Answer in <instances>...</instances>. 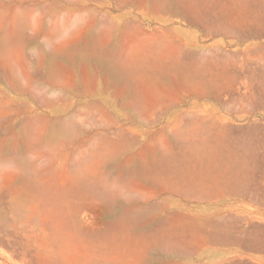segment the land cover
I'll use <instances>...</instances> for the list:
<instances>
[{
    "label": "rangeland",
    "instance_id": "rangeland-1",
    "mask_svg": "<svg viewBox=\"0 0 264 264\" xmlns=\"http://www.w3.org/2000/svg\"><path fill=\"white\" fill-rule=\"evenodd\" d=\"M186 1L0 0V145L10 147L17 145L27 149H19V152L14 156L21 158L24 166L29 168L25 172L28 171L30 175H33L32 169L35 168L44 176L43 186L49 195H54L57 191L62 190L63 184L70 187L74 183L77 188L79 179L82 180V185L85 184L82 187L85 190L81 191L84 193L82 196H86L84 197L86 203L81 217L86 231L82 234L83 238L79 235L77 241L72 239L75 247L74 254L69 256L67 262L61 261L59 264L87 262L90 255L97 252L104 253L106 250H104V246H108L110 251L116 246L118 248L115 241L119 242L117 244L123 242L125 246L124 248L122 245L119 246L120 250H125L122 251V255L120 250H114L117 252L116 254L112 251L115 255H132L126 253V249L133 251V243L134 246L137 247L138 244L140 249H144L145 254L138 249L140 253L137 256L132 255L130 258H139L138 261L135 260L137 264H141V262L142 264H248L247 262L249 264H264V162H262L264 161V116L252 110V107L246 103L247 99H244V96L249 98L251 95L263 98L264 22L253 21L248 24L244 30L245 34L240 35L241 38L240 36L232 38L226 33L205 35L200 26L188 22L186 19L190 15L188 12L194 11L191 14L194 17L198 12L203 13L204 11L207 14L210 13L207 15L208 19L212 17L213 21L221 22L223 20L226 23L231 18L228 13L230 12L231 16L233 14L231 10H228L234 5L235 0H232L233 3L231 0H204L205 2L201 0L204 2H201L202 4H200V0L199 3L195 0H188L191 3ZM261 1L264 2V0H250V3L247 0L250 7H256ZM185 2L190 4L189 7L183 8L184 5L186 6ZM193 3L195 6L198 5L197 8L192 6ZM240 3L242 4V2ZM216 5L218 8L215 7ZM192 7L196 10H193ZM188 8L190 9L187 12ZM208 9L213 10L208 12ZM217 11H219L218 14ZM176 12L177 15H175ZM212 14L219 18L216 19ZM191 15L189 17H192ZM207 16L206 21L208 20ZM22 23L23 25H21ZM257 24L259 25L257 26ZM21 31L23 32L21 33ZM246 36L248 37L246 38ZM89 49H91V53ZM83 51L85 52L83 53ZM72 52L74 53L72 54ZM81 54L85 57H81ZM105 55L116 62L125 61L127 57L131 58L130 60L139 61L141 66L143 64L141 69L145 68L144 65L146 66L144 70L139 71V69L135 73L136 76H131L134 79L129 77L132 79H130L132 86L137 84V87L135 85L133 89L137 93L133 95L136 100H139L138 102L134 100L133 95L132 98L129 96L133 90L126 92L122 85V82H124V86L131 82L125 83L127 77L117 76L112 73L113 71H110L107 61L103 58H106ZM194 59L196 63L193 62ZM196 59L202 60L197 62ZM181 62L184 64H182V68H180ZM185 62L189 63L185 65ZM192 62L196 64V67ZM200 62L204 64L201 66ZM225 63L227 64L225 65ZM105 64L108 66L106 67ZM172 64L173 66H171ZM154 66L156 67L153 68ZM184 66L187 68L183 69ZM193 66L195 68L192 69ZM190 69H192L191 72ZM90 73L95 77V81H92L93 76ZM229 77L231 78L229 79ZM119 84L122 86H118ZM119 87L123 88L122 91L119 89L121 94L115 96L118 90L116 88ZM54 89L56 91L51 92ZM87 89L89 92L86 93ZM215 90L218 92L216 93ZM125 96L129 100L131 99L130 101L136 102L125 104V100H128ZM233 98L237 100L234 101ZM134 103H137L138 106ZM100 108L102 111L99 110ZM211 115L221 119L220 124H218L219 122L212 124L213 126L217 125L214 129L216 131L224 126V131H220V134L211 130L213 126L210 123L214 120V118L211 119ZM208 118L209 122H204ZM194 121H198V125H195ZM203 124L205 125L203 126ZM252 124L254 125L252 126ZM257 124L258 126L261 124L263 130L260 127L258 129ZM255 126L257 127L255 128ZM256 129L260 130V134ZM198 130L199 132H195ZM253 133L256 135L252 137ZM194 144L218 147L221 145L220 148H217L219 154L222 153L220 155L222 158H219L222 161L217 160L224 165L221 166L219 163L217 165L221 166L220 171L226 168L225 172L228 174L227 176L224 172L226 178L222 177L224 176L221 174L223 171L219 172V169L218 171L215 169L217 166L211 165L214 168L206 170L205 178L202 175L201 180L204 178L205 183L201 182V177L197 179L196 176L191 177L193 180L190 187L193 185L194 190L196 183L193 184V182L202 183L203 188L200 187L201 185L198 186L203 190L195 189L193 191L189 187L190 190H187L186 194L192 191V193L197 192L198 195L203 194L201 197L192 193L188 195L189 197L186 194L184 196L169 192L156 195L157 184L150 182L148 178L145 181V177H141L135 172L140 163L151 162L154 156L159 157L170 146L175 152L178 151L176 149L178 145ZM246 146L252 151L253 156L246 152ZM150 151L156 154L154 155ZM36 153H40V156L36 157ZM240 153L245 156L240 158L245 160L242 163L239 160ZM259 155L261 156L259 157ZM131 156H134V159H131ZM235 158L240 161L241 166L243 163L248 164L239 168L240 165L237 164L238 161L236 162ZM129 159H131L129 162L131 164L128 163ZM217 160L215 161L218 162ZM21 168L14 164L4 167L5 170L13 172V177L18 172L20 174L18 179H21L22 174H25ZM236 168L237 172H235ZM230 170L231 172H229ZM126 171H129V174ZM207 171H210L209 175L216 174L218 179L216 177L207 178L209 176ZM12 175L2 180L5 185L3 193L6 195L5 203H3L4 208L10 207V199L14 198L16 191L20 196H24L28 192L21 188L20 182L12 180ZM75 186L74 190H76ZM25 197L27 196L25 195ZM166 198L167 201H165ZM169 198L173 200L170 201ZM72 200L74 199L72 198ZM167 202L169 203L168 207L165 206ZM151 205H155V208ZM160 205L166 207L165 210H163L164 208L157 210ZM26 209L27 207L24 206L20 214H25ZM139 209L141 211L149 209L147 211L150 215L145 212V216L144 214V217L141 216L142 219L135 220L132 218L133 215H136L135 213H144V211L141 213ZM153 209H156V213ZM129 211H134V213ZM174 211H177L179 215ZM179 211L182 212V216ZM129 215H131V219L127 217ZM126 217L130 219V221L127 220L128 223L125 221ZM216 218L219 219L214 222ZM132 219L134 220L132 221ZM163 219L165 222H167L165 219H168L169 225H166L167 223L163 222ZM36 221L40 223L39 218H36ZM45 222L53 225V217L48 218ZM129 222H132L131 227ZM211 222L212 225H209ZM155 223L161 226H155ZM229 223L230 225H228ZM108 226H112L113 229ZM215 226L216 228H214ZM45 227L47 228V224ZM221 227L222 230H219ZM150 228L153 230L150 231ZM166 228L167 232L164 231ZM170 229L173 231L171 232ZM96 231H98L97 233L104 231L107 236L106 241L101 238L104 236L100 235L101 237H99ZM86 232H88L87 234L93 232V235L101 238L97 244L103 245V250L101 248L100 251V247L95 246L98 241L97 237L90 236L91 239L96 240L97 238L96 242L88 241L91 239L89 235L85 236ZM164 236H166V240L169 237L167 241L164 240L166 243L163 241ZM139 237L150 240L146 242L144 238L139 239ZM112 238H114V242L111 240ZM161 238L162 240H160ZM198 239L200 240L198 241ZM5 241V244L0 243V261L5 264H19L18 257L12 255L11 245L7 240ZM124 241L126 244L132 242L130 244L132 249L126 248L127 245ZM152 241L153 243L156 241L154 244L158 245L151 246ZM111 242L116 245L113 244L112 250L109 246V244L112 245ZM143 242L150 245H144ZM90 244H95L96 248L93 249L94 246L91 245V247ZM176 245H179V248ZM146 246L149 249H145ZM260 246L261 248H259ZM88 247L90 250H87ZM136 247L134 250L137 251L138 247ZM86 251H90V253H85ZM110 251L106 250V253L109 255ZM80 253L85 256L77 255ZM74 256L76 258H73Z\"/></svg>",
    "mask_w": 264,
    "mask_h": 264
},
{
    "label": "bare ground",
    "instance_id": "bare-ground-1",
    "mask_svg": "<svg viewBox=\"0 0 264 264\" xmlns=\"http://www.w3.org/2000/svg\"><path fill=\"white\" fill-rule=\"evenodd\" d=\"M118 1V0H117ZM123 1V0H122ZM191 1V0H190ZM190 1H186L187 3H189ZM195 1H198L197 3H199V0H195ZM194 1V2H195ZM204 1V0H203ZM203 1H201L200 0V4H202V3H204ZM232 1V0H231ZM237 0H235L234 1V5L232 6L231 4L233 3V1H232V3L230 4L232 7H231V9H229L228 11H232V16H231V13L229 14L228 13V15L231 17L229 20H228V17L226 18L227 20H228V22H224L223 20V22L221 21V19H220V21L221 22H218L217 20H214L213 21V19H212V17H211V19H208V14H210V13H208L207 14V12L205 13L203 10V8L205 7H203V8H201V9H203V10H198V11H203V13H205V14H203V13H201V12H196L197 14H195V16L193 17L191 14H192V12H194V11H191V13H189L190 11H189V9L190 8H188L187 9V12H188V14H190L192 17H189L190 15H188L187 16V20H188V22L190 23V24H192V25H197V26H200L201 27V29H202V32H203V34H205V35H210V34H220V33H226L227 34V36L229 35L230 37H232V38H236V37H239L240 35H242V33H244V30H245V28H246V26L248 25V24H250V23H252L253 21L254 22H257V23H259V22H261L262 23V21L264 22V2H260L256 7H250V0H249V2H247V0L246 1H238V2H236ZM251 1H253V0H251ZM256 1H258V0H256ZM129 2V1H128ZM155 2V1H154ZM153 2V3H154ZM185 2V3H186ZM202 2V3H201ZM209 2V1H208ZM236 2V3H235ZM240 2H242V4L240 3ZM123 3V2H122ZM157 3H158V1H157ZM182 3V2H181ZM186 3V6L184 5L183 6V8H187V7H189V5ZM191 3V2H190ZM196 3V2H195ZM207 3V2H206ZM215 3V2H214ZM240 5H239V4ZM253 3V2H252ZM257 3V2H256ZM169 4V3H168ZM171 4V3H170ZM208 4V3H207ZM229 5V6H230ZM254 6H255V4H253ZM141 6V5H140ZM154 6V5H153ZM193 7H196L197 8V6L198 5H194V3H193V5H192ZM214 6V5H213ZM252 6V5H251ZM180 7V6H179ZM192 7V8H193ZM200 7H202V6H200ZM211 7V6H210ZM215 7H217L218 8V5H216ZM214 7V8H215ZM220 7V6H219ZM224 7V6H223ZM227 7H228V5H227ZM147 8V7H146ZM191 8V9H192ZM213 8V9H214ZM225 8V7H224ZM230 8V7H229ZM164 12H165V6H164ZM212 9V10H213ZM152 10H155V9H152ZM170 10V9H169ZM193 10H196V9H194L193 8ZM209 11L208 12H210V10L211 9H208ZM211 10V11H212ZM223 10H225V9H223ZM178 11V10H177ZM180 11V10H179ZM220 12H221V10H219ZM219 11H217V14H218V12ZM226 11H227V9H226ZM166 13H167V11H166ZM183 13H185V12H183ZM212 13H214V12H212ZM19 14V13H18ZM175 15H177V12L175 13ZM182 15H185V14H182ZM194 15V14H193ZM221 15V14H220ZM206 16H207V19L208 20H210V21H206ZM212 16H215L216 17V19L217 18H219V17H217L216 15H214V14H212ZM20 17V16H19ZM183 17V16H182ZM184 18V17H183ZM210 18V17H209ZM220 18H222V17H220ZM222 19H224V18H222ZM226 20V21H227ZM167 21V20H166ZM19 22H21V21H19ZM167 22H169V21H167ZM24 23V22H23ZM23 23L21 24V25H23ZM254 25L256 24V23H253ZM252 24V26H254ZM259 24H257V26H258ZM264 25V24H263ZM18 26V25H17ZM260 26H261V24H260ZM20 28V27H19ZM262 28V27H261ZM249 29H250V31H251V28L249 27ZM255 29V28H254ZM20 30H21V28H20ZM19 30V31H20ZM157 30V29H156ZM17 31V30H16ZM248 31V30H247ZM264 31V30H263ZM18 32V31H17ZM23 31H21V33H22ZM33 32V31H32ZM37 32V31H36ZM169 33V32H168ZM175 33V32H174ZM255 33V32H254ZM19 34H20V32H19ZM18 34V35H19ZM245 34V33H244ZM243 34V35H244ZM21 35V34H20ZM247 35V34H246ZM256 36V35H255ZM21 37V36H20ZM248 36H246V38H247ZM13 38L15 39V36H13ZM17 38H19V37H17ZM240 38H241V36H240ZM232 40H234V39H232ZM184 46V45H183ZM182 46V47H183ZM262 47V46H261ZM92 48V47H91ZM181 48V47H180ZM210 48V47H209ZM259 48V47H258ZM252 49V48H251ZM260 49V48H259ZM262 49H264V48H262ZM90 50L91 49H89V52H90ZM93 50V49H92ZM188 50H189V47H188ZM196 50V49H195ZM216 51V50H215ZM251 51V50H250ZM82 52V51H81ZM80 52V53H81ZM85 51H83V53H84ZM100 50H99V55H100ZM74 52H72V54H73ZM91 53V52H90ZM104 53V52H103ZM230 53V52H229ZM229 53H228V55H229ZM253 53V52H252ZM86 54H87V52H86ZM89 54V53H88ZM95 54H96V52H95ZM155 54V53H154ZM187 54H188V52H187ZM231 54V53H230ZM98 54H97V56H99ZM227 55V56H228ZM101 56V55H100ZM103 56H104V54H103ZM106 56V55H105ZM161 56V55H160ZM81 57H85V56H82V54H81ZM113 57V56H112ZM122 57V56H121ZM162 57V56H161ZM194 57V56H193ZM193 57H192V59H193ZM198 57V56H197ZM201 57V56H200ZM200 57H198V58H200ZM225 57V56H224ZM233 57V56H232ZM100 58V57H99ZM104 58V60H106L107 61V63H108V65L107 64H105L106 65V67L108 66V67H110V71H113L112 73H114V74H116L117 76L119 75V76H125V77H127L126 79H127V81L125 82V83H128V82H131V80L132 79H134V77H131L132 75H135V73L139 70V71H141V70H144L145 68H146V66L144 65V69H141V67H143V64H142V66L140 65V63H139V61H136V60H130L128 57H127V59H128V61H126L125 59V61H119V62H116V61H114V59H111L110 57V59L108 58V56H106V58L105 57H103ZM102 58V59H103ZM115 58H117V57H115ZM223 58V57H222ZM229 58V57H228ZM191 59V60H192ZM204 59V58H203ZM207 59V58H206ZM219 59V58H218ZM101 60V59H100ZM99 60V61H100ZM191 60H190V62H191ZM197 60V59H196ZM202 60V59H201ZM201 60H197V62L198 61H201ZM211 60H213V59H211ZM227 60V59H226ZM94 61V60H93ZM160 61H161V59H160ZM182 61V60H181ZM186 61H187V59H186ZM206 61V60H205ZM214 61H216V60H214ZM222 61V60H221ZM178 62V61H177ZM193 62H195V59H194V61ZM192 62V64L195 66L196 64H194ZM203 62V61H202ZM210 62V61H209ZM226 62V61H225ZM227 62H228V60H227ZM252 62V61H251ZM260 62V61H259ZM158 63V62H157ZM170 63V62H169ZM186 63L187 62H185V65H186ZM189 63V62H188ZM187 63V64H188ZM196 63V62H195ZM212 63V62H211ZM210 63V64H211ZM221 63V62H220ZM101 64V63H100ZM162 64V63H161ZM176 64V63H175ZM183 63L181 62V67L180 68H182L183 67V65H182ZM191 64V63H190ZM192 64H191V66H192ZM200 64H201V62H200ZM204 64V63H203ZM203 64H201V66L203 65ZM227 63H225V65H226ZM252 64V63H251ZM96 65V64H95ZM94 65V66H95ZM156 65V64H155ZM162 65H164V64H162ZM177 65V64H176ZM175 65V66H176ZM219 65H221V64H219ZM225 65H223V66H225ZM253 65V64H252ZM104 66V65H103ZM161 66V65H160ZM171 66H173V64L171 65ZM180 66V65H179ZM179 66H178V68H179ZM189 65H187V67H188ZM192 67V69L193 68H195V67ZM200 66V67H201ZM223 66H220V67H222L223 68ZM244 66V65H243ZM261 66V65H260ZM260 66H259V68H260ZM100 67V66H99ZM105 67V66H104ZM103 67V68H104ZM150 67V66H149ZM156 66H154L153 68H155ZM158 67H159V65H158ZM157 67V68H158ZM163 67H165V66H163ZM177 67V66H176ZM185 68H183V69H186L187 67L186 66H184ZM212 67V66H211ZM213 67H215L214 65H213ZM102 68V69H103ZM156 68V69H157ZM160 68V67H159ZM161 68H162V66H161ZM167 68V67H166ZM165 68V69H166ZM175 68V67H174ZM179 68V69H180ZM189 68H190V66H189ZM188 68V69H189ZM199 68V67H198ZM198 68H196V69H198ZM204 68V67H203ZM243 68V67H242ZM26 69V68H25ZM93 69V68H92ZM92 69H91V71H92ZM149 69V68H148ZM179 69H177V70H179ZM187 69V70H188ZM192 69H190L189 71L191 72L192 71ZM195 69V70H196ZM253 69V68H252ZM262 69V68H261ZM264 69V68H263ZM103 70H105V68L103 69ZM102 70V71H103ZM155 70V69H154ZM186 70V71H187ZM203 70V69H202ZM215 70V69H214ZM230 70V69H229ZM228 70V71H229ZM90 71V72H91ZM109 71V70H108ZM151 71V70H150ZM188 71V72H189ZM200 71H201V69H200ZM199 71V72H200ZM208 71V70H207ZM220 71H222V69H220ZM231 71V70H230ZM256 71V70H255ZM164 72V71H163ZM202 72V71H201ZM242 72V71H241ZM259 72V71H258ZM93 73V72H92ZM104 73V75H105V72H103ZM107 73V72H106ZM196 73V72H195ZM223 73V72H222ZM221 73V74H222ZM229 74H230V72H228ZM247 73V72H246ZM94 75H95V73H93ZM108 74V73H107ZM208 74V73H207ZM206 74V75H207ZM213 74H215V73H213ZM220 74V75H221ZM225 74V73H224ZM244 74V73H243ZM90 75H91V73H90ZM90 75H89V77H90ZM111 75V74H110ZM197 75V73L195 74V76ZM199 75V74H198ZM209 75H210V73H209ZM219 75V76H220ZM240 76H241V74H239ZM239 75H237V76H239ZM264 75V74H263ZM30 76V75H29ZM91 76H93V75H91ZM114 76V75H113ZM116 76V77H117ZM136 76V75H135ZM173 76V75H172ZM201 76V75H200ZM199 76V77H200ZM105 77H106V75H105ZM105 77H103L104 79H105ZM129 77H131L130 79H129ZM206 77V76H205ZM205 77H203V78H205ZM248 77V76H247ZM92 78V77H91ZM107 78V77H106ZM216 78H218V77H216ZM231 77H229V79H230ZM237 78V77H236ZM241 78V77H240ZM250 78V77H249ZM26 79V78H25ZM95 79V77L93 76V79H92V81ZM108 79V78H107ZM114 79V78H113ZM202 79V78H201ZM221 79V78H220ZM232 79H233V77H232ZM231 79V80H232ZM256 79V78H255ZM262 79V78H261ZM116 80H117V78H116ZM125 80V79H124ZM129 80V81H128ZM135 80H137V79H135ZM215 80V79H214ZM230 80V81H231ZM254 80V79H253ZM95 81V80H94ZM101 81V80H100ZM99 81V82H100ZM106 81V80H105ZM220 81V80H219ZM218 81V82H219ZM229 81V80H228ZM255 81V80H254ZM91 82V81H90ZM116 82V81H115ZM117 82H118V80H117ZM207 82V81H206ZM33 83V82H32ZM94 83V82H93ZM101 83H102V81H101ZM107 83V85H108V81L106 82ZM105 83V84H106ZM123 83V84H122ZM122 83H120V84H122L123 85V87L125 88V90H126V92H130V90H133L135 87V85H136V87H137V84L135 83V81L133 82V84H134V86H132L131 84H132V82L131 83H128L126 86H124V82H122ZM215 83V82H214ZM222 83H223V81H222ZM249 83V82H248ZM91 84H92V82H91ZM116 84V83H115ZM115 84H114V86H115ZM118 85V86H122V85ZM217 84V83H216ZM219 84V83H218ZM26 85V84H25ZM106 85V86H107ZM111 85V84H110ZM220 85V84H219ZM224 85V84H223ZM225 85H226V83H225ZM229 85V84H228ZM227 85V87L229 88V86ZM237 85V84H236ZM262 85V84H261ZM101 86V85H100ZM106 86H105V88H106ZM109 86V85H108ZM113 86V87H114ZM214 86V85H213ZM222 86V85H221ZM238 86V85H237ZM241 86V85H240ZM112 87V86H111ZM210 87H212V86H210ZM220 87V86H219ZM256 87V86H255ZM49 88V87H48ZM85 88V90H86V87H84ZM101 88V87H100ZM213 88V87H212ZM237 88V87H236ZM244 88V87H243ZM257 88V87H256ZM112 89V88H111ZM116 89H118L117 91L116 90H113V91H116L117 92V95H116V93H115V96H119L118 94H121L120 92L122 91V89L123 88H121V87H119V88H116ZM119 89L121 90V91H119ZM209 89V88H208ZM224 89V88H223ZM227 89V88H226ZM238 89V88H237ZM240 89V88H239ZM246 89V88H245ZM252 89V88H251ZM22 90V89H21ZM46 90V89H45ZM75 90V89H74ZM89 89H87V91H85L86 93L87 92H89L88 91ZM103 90V89H102ZM106 90H107V88H106ZM124 90V91H125ZM136 90V89H135ZM210 90H211V88H210ZM214 90V89H213ZM243 90V89H242ZM54 91H56L55 89L54 90H52L51 92H54ZM118 91H119V93H118ZM134 91V90H133ZM131 91L130 93H131V95L129 94V96L132 98V95L134 94V93H137L136 91ZM216 91V90H215ZM230 91H231V88H230ZM1 92V91H0ZM50 92V93H51ZM106 92V91H105ZM108 92V91H107ZM125 92V93H126ZM198 92V91H197ZM218 91H216V93H217ZM242 92V91H241ZM260 92V91H259ZM111 93V92H110ZM220 94V93H219ZM258 94V93H257ZM111 95H112V93H111ZM135 95V94H134ZM134 95H133V97H134ZM244 95H246V94H244ZM42 96V95H41ZM110 96V95H109ZM128 96V95H127ZM128 96V97H129ZM219 96V95H218ZM229 96V95H228ZM227 96V97H228ZM239 96V95H238ZM262 96H263V98L262 97H260V96H258V97H256V96H254V95H251V97H249V98H246L245 96H244V99H247L245 102L246 103H248L249 104V106H251L252 107V110H254V111H257V112H259V115H261V116H264V93L262 94ZM110 97H113V96H110ZM126 97V96H125ZM124 97V98H125ZM128 97H126L127 99H128ZM129 97V98H130ZM230 97V96H229ZM237 97V96H236ZM136 97H134V100H136L135 99ZM138 98V97H137ZM235 98V97H234ZM233 98V99H234ZM241 99V98H240ZM116 100V99H115ZM125 100V99H124ZM129 100V99H128ZM128 100H125V104L126 103H129V102H131L132 103V101H128ZM237 99H234V101H236ZM242 100V99H241ZM96 101V100H95ZM137 102L139 101V100H136ZM136 101H133V102H136ZM240 101V100H239ZM238 101V102H239ZM47 102H48V100H47ZM113 102H114V100H113ZM244 102V101H243ZM42 103V102H41ZM130 103V104H131ZM233 103V102H232ZM236 103V102H235ZM129 104V105H130ZM133 104V103H132ZM237 104V103H236ZM248 104H245V105H248ZM92 106H93V104H91ZM94 105H97V104H95L94 103ZM134 105H136V106H138V104L136 103H134ZM227 105H229V104H227ZM232 105V104H231ZM237 105H239V104H237ZM87 106L89 107L90 106V103L89 104H87ZM100 106V105H99ZM97 107V106H96ZM103 107V106H102ZM229 107V106H228ZM94 108H95V106H94ZM104 108V107H103ZM231 108V107H230ZM207 109V108H206ZM209 109V108H208ZM237 109V108H236ZM244 109V108H243ZM98 110V109H97ZM99 110H101L102 111V108H100ZM250 110V109H249ZM193 111V110H192ZM194 112V111H193ZM244 113H245V111H243ZM252 112V111H251ZM195 113V112H194ZM215 114V113H214ZM217 115V114H216ZM218 116V115H217ZM195 117V116H194ZM193 117V118H194ZM207 117V116H206ZM211 119H213L214 117L211 115ZM223 117V116H222ZM221 117V118H222ZM192 118V119H193ZM199 118H201V117H199ZM260 118V117H259ZM258 118V119H259ZM195 120V119H194ZM197 120V119H196ZM199 121H201V119H198ZM202 120H204V119H202ZM206 120V119H205ZM208 120V121H207ZM206 121H204V122H209V118L207 119ZM221 119H220V117H218V118H214V120H213V122L212 123H210L211 125L212 124H216V122H219L218 124H220L221 123V121H220ZM227 120V119H226ZM253 120H255V119H253ZM261 120V119H260ZM195 122V121H194ZM197 122V123H196ZM195 122V125L197 124L198 125V121H196ZM203 122V123H204ZM224 122H226V121H224ZM224 122H222L223 124L222 125H224ZM251 123V122H250ZM252 123H253V121H252ZM205 124H208V123H205ZM205 124H203V126L205 125ZM193 125V124H192ZM209 125V124H208ZM226 125V124H225ZM254 124H252V126H253ZM256 125V124H255ZM261 124H259V126H258V124H257V126H255V128L257 127L258 129H259V127L261 128V126H260ZM194 126V125H193ZM199 126H200V123H199ZM202 126V125H201ZM202 126V127H203ZM207 126V125H206ZM213 126V125H212ZM217 126V125H216ZM215 125L213 126V129H211V130H213V132L215 131V132H219V134L221 133L220 131H224V126H222V128H220L219 129V131L217 130H214L215 129V127H216ZM220 126V125H219ZM251 126V127H252ZM192 127V126H191ZM250 127V128H251ZM196 128H197V126H196ZM195 128V129H196ZM201 128V127H200ZM217 129V128H216ZM223 129V130H222ZM258 129H256V130H258ZM262 130H263V128H261ZM197 130V129H196ZM262 130H261V132H262ZM259 131L260 130H258V133H259ZM195 132H199V130L198 131H195ZM260 134V133H259ZM264 134V133H263ZM254 135H256V134H252L251 136L253 137ZM251 137V138H252ZM258 138V137H257ZM250 139V138H249ZM199 140V139H198ZM197 140V141H198ZM251 140V139H250ZM255 140V139H254ZM264 140V139H263ZM200 141V140H199ZM218 146H216V145H178L177 146V148L176 149H178V151L176 152H174V150H173V148L170 146V147H168V149H167V151H165V152H163L159 157H156V156H154L156 153L155 152H152V151H150V152H152L154 155V158H150L151 159V162H149V163H146V162H142V164L140 165H138V170H133V171H135L136 172V174H140L141 175V177H145V181H146V178H148V179H150V182H153V183H156L157 184V186H158V190L156 191V195H158V194H161V193H166V192H169V193H177V194H180V195H184L185 196V194H186V192H187V190H190V188L193 190V185L190 187V185L192 184V180L193 179H191V177L193 178V177H195L196 176V179L197 178H199V177H201L200 178V180L202 179V175H204V178H205V174H206V170H208L209 168H212L214 165L215 166H217V167H215V169H217V171H218V169L219 168H221V166L222 165H224V163L222 164V162H220L219 163V160H221V159H219V158H222V157H220V155L222 154H219V150H218V148H220L221 147V145H219V147L217 148ZM234 147V146H233ZM29 148V147H28ZM222 148H223V146H222ZM221 148V149H222ZM231 148V147H230ZM245 148V147H244ZM246 152H249L250 154L252 153V151H250L249 150V147H247L246 146ZM19 149H22V150H27V149H24V148H20V147H18L17 145H15V146H12V147H10V146H7V145H0V178H1V180H0V243H2V244H5V240H7L8 241V243L11 245V247H12V255H14V256H17L18 257V262H19V264H59L61 261H66L68 258H69V256H71L72 254H74V246H73V242H72V239L74 238V239H76V241H77V239H79V238H77V236L79 237V235H81V238H83V236H82V234L86 231L85 229H84V227H83V220H82V217H81V215L83 214V210L85 209V203H86V199H84V197H86L85 195L84 196H82L84 193H83V191H81L83 188V186L85 185H82L83 184V182H82V180H78L77 181V183H78V187L76 188V186H75V184L74 183H72L71 184V186L70 187H66V185L65 184H63L62 185V190H60V191H57V193H54V195L53 194H51V195H49V194H47L46 192H45V190L46 189H44V186H43V183H44V176L42 175V174H40V172H38L37 171V169H32L33 171H32V173H33V175H30L29 173H28V171L27 172H25L26 170H28L29 168H27L26 166H24V163L22 162V159L21 158H18V157H16V156H14L15 155V153H18L19 152ZM150 149V148H149ZM155 149V148H154ZM232 149V148H231ZM238 149V148H237ZM151 150V149H150ZM249 150V151H248ZM251 150H253V149H251ZM153 151H156V150H153ZM221 151V150H220ZM255 151V150H254ZM222 152V151H221ZM259 152V151H258ZM14 153V154H13ZM152 153H150V154H152ZM242 153V152H241ZM240 153V157H239V160L241 161V163H242V159H240V158H244L245 156H243L242 154ZM13 155L12 157H10L9 155ZM254 154V153H253ZM36 157H39L40 156V153H36ZM219 155V157L217 158V156ZM232 155V154H231ZM239 154H238V152H237V156H238ZM247 156H249V154H246ZM252 155V154H251ZM249 156V157H252V156ZM256 155V154H255ZM9 156V157H8ZM139 156V155H138ZM152 156V157H153ZM233 156V155H232ZM234 156H235V154H234ZM261 155H259V157H260ZM134 156H131L130 158L132 159ZM215 157H216V159H215ZM231 157V156H230ZM141 158V157H140ZM131 159H129L128 160V163L130 162V160ZM134 159V158H133ZM217 159H219V160H217ZM235 159H237V158H235ZM261 159V158H260ZM144 161H146V159H143ZM215 160H217L218 162H216ZM249 160V159H248ZM247 160V162H249ZM259 160V159H258ZM222 161V160H221ZM238 161V159L236 160V162ZM240 161H238V165H240V167L239 168H243V165H244V167H245V165H247V164H242V166H241V164H240ZM245 161V160H244ZM243 161V162H244ZM261 161H262V159H261ZM132 162V161H131ZM138 162V161H137ZM227 162V161H226ZM262 162H264V161H262ZM214 163H216V164H214ZM217 163H219L218 165H217ZM232 163V162H231ZM250 164H251V162H249ZM10 164H14V165H16L17 167H22L21 169L24 171V173L25 174H22L21 175V179H18L19 177H18V175H20L18 172H16L15 174H14V177H13V172L12 171H7V170H5L4 169V167H7V166H10ZM129 164H131V163H129ZM257 164V163H256ZM262 164V163H261ZM211 165H213L212 167H211ZM228 165V164H227ZM232 165V164H231ZM132 166H133V164H132ZM134 166H136V165H134ZM219 166V167H218ZM233 167H235V165H232ZM250 166V165H249ZM252 166V165H251ZM257 166V165H256ZM264 166V165H263ZM130 167V166H129ZM261 167V166H260ZM133 168V167H132ZM131 168V169H132ZM137 168V167H136ZM203 168V169H202ZM204 168H205V171H203L204 170ZM214 168V167H213ZM212 168V169H213ZM228 168V167H227ZM246 168H247V166H246ZM252 168V167H251ZM130 169V170H131ZM134 169V168H133ZM201 169H202V172H201ZM211 169V170H212ZM264 169V168H263ZM225 170H226V168H225ZM225 170H224V168L220 171V169H219V172H222L221 174H223L224 172H225ZM234 170H235V168H234ZM233 170V171H234ZM138 171V172H137ZM129 172V171H128ZM127 171H126V173H128ZM205 172V173H204ZM208 172H210V171H207V173ZM229 172H231V170L229 171ZM235 172H237V168H236V171ZM235 172H233L234 173V175L236 176V174H235ZM251 172V171H250ZM262 172V171H261ZM131 173V172H130ZM134 173V172H133ZM204 173V174H203ZM256 173V172H255ZM129 174V173H128ZM224 174H226V172L224 173ZM223 174V175H224ZM229 174H231V173H229ZM238 174V173H237ZM250 174V173H249ZM257 174V173H256ZM9 175H12V177H13V179L12 180H14V182L16 181V182H20L21 184H22V189H25L24 191L26 192V191H28V192H26V196L27 197H25V195L24 196H20L19 195V193L16 191L15 192V196H14V198H11L10 199V201H11V205H10V207H7V208H4V206H3V203H5V197H6V195L3 193V190H4V187H5V185L3 184V182L4 181H2V180H4L7 176H9ZM208 175H209V173H208ZM227 176H228V174H226ZM226 175H224V176H222V177H225ZM259 175H262V174H259ZM163 176H167L166 178L165 177H163ZM211 176V177H210ZM212 177H216V174L213 176L212 174H210L209 176H207V178H212ZM218 177V176H217ZM216 177V179H218ZM220 177V176H219ZM231 177H232V175H231ZM239 177V176H238ZM263 177V176H262ZM4 178V179H3ZM139 178V177H138ZM204 178H203V180H204ZM226 178V177H225ZM251 178V177H250ZM140 179V178H139ZM167 179V181H165ZM196 179H194V180H196ZM215 179V178H214ZM264 179V178H263ZM199 180V179H198ZM199 180V181H200ZM203 180H201V182L203 181ZM234 180V179H233ZM244 180V179H243ZM140 181V180H139ZM242 181V180H241ZM241 181H240V183H241ZM209 182V181H208ZM251 182V181H250ZM194 183H196V184H194ZM203 183H205L204 181H203ZM220 183V182H219ZM222 183V182H221ZM239 183V182H238ZM138 184V183H137ZM193 184L194 185H196L197 186V188H196V186H195V189L196 190H199V189H201V188H203L202 187V183H200V184H198L197 182H193ZM138 185H140V183L138 184ZM201 187H199V186ZM258 185V184H257ZM75 186V189L76 190H74L73 189V187ZM93 186V185H92ZM206 186V185H205ZM249 186V185H248ZM259 186H260V184H259ZM190 187V188H189ZM199 187V188H198ZM242 187H245V186H242ZM250 187V186H249ZM248 187V188H249ZM207 188V186L205 187V189ZM258 188V187H257ZM260 188V187H259ZM195 189L193 190V191H195ZM247 189V188H246ZM251 189V188H250ZM249 189V190H250ZM263 189V188H262ZM83 190H85V189H83ZM201 190H203V189H201ZM207 190V189H206ZM240 191V190H239ZM251 191V190H250ZM254 191V190H253ZM56 192V191H55ZM80 192H82V193H80ZM207 192V191H206ZM261 192V191H260ZM191 193H192V191H191ZM191 193H189V194H191ZM197 192H194V193H192V194H196ZM199 193V192H198ZM200 193H203V192H200ZM246 193H247V190H246ZM264 193V192H263ZM189 194H186V196L187 197H189L188 195ZM243 194V193H242ZM252 194V193H251ZM198 194H196V196H197ZM200 195V194H199ZM197 196V197H201L202 195H200V196ZM204 195H205V193H204ZM260 196V195H259ZM258 196V197H259ZM118 197V196H117ZM248 197V196H247ZM72 198L74 199V200H72ZM168 198V197H167ZM165 199V201H167L168 199ZM264 198V197H263ZM24 199V200H23ZM170 199V198H169ZM204 199V198H203ZM249 199V198H248ZM108 200V199H107ZM112 201H113V199H111ZM130 200V199H129ZM173 199H170V201H172ZM250 200V199H249ZM112 201H110V202H112ZM107 202V201H106ZM109 202V201H108ZM164 202V201H163ZM163 202H162V204H163ZM169 202V201H168ZM165 203V206L166 207H168L167 205H169V203ZM264 202V201H263ZM161 203V202H160ZM52 204H53V206H52ZM107 204H109V203H107ZM157 204V203H156ZM27 207V209H26V213L25 214H20V212H21V209L23 208V207ZM152 206V205H151ZM141 207V206H140ZM153 208H155V205L154 206H152ZM157 207V206H156ZM159 207V206H158ZM157 207V210H159L160 208L161 209H163L164 208V206H162L161 207V205H160V207L158 208ZM165 207V208H166ZM165 208L163 209V210H165ZM134 209V208H133ZM132 209V210H133ZM144 209H145V207H144ZM160 209V210H161ZM138 210V209H137ZM140 210V209H139ZM148 211H149V209H147ZM147 210H142V211H144V213H142V211H141V213L142 214H137V213H135L136 215H133L132 216V218H134L135 220L136 219H142V217L141 216H143V214H144V216H145V212L148 214L149 212L147 211ZM154 210V209H153ZM156 211V209L154 210V212ZM129 212H132V211H129ZM128 212V213H129ZM152 212V211H151ZM174 212H177V211H174ZM180 212V214L182 213L181 211H179ZM132 213H134V211L132 212ZM156 213V212H155ZM122 214V213H121ZM147 214H146V216H147ZM234 214V213H233ZM148 215H150V213L148 214ZM154 215V214H153ZM166 215V214H165ZM175 215V214H174ZM177 215H179L178 214V212H177ZM232 215V214H231ZM247 215V214H246ZM126 216V215H125ZM143 216V217H144ZM152 216V215H151ZM181 216H182V214H181ZM184 216H186V215H184ZM235 216V215H234ZM234 216H233V218H234ZM244 216V215H243ZM50 217H53V222H54V224L52 225V224H49V222L48 223H46L45 221L48 219V218H50ZM127 217H129L130 219H131V215H129V216H127ZM126 217V220L125 221H127L129 218H127ZM166 217V216H165ZM192 217V216H191ZM36 218H39V222L40 223H38V221H36ZM55 218V219H54ZM152 218V217H151ZM153 218H154V216H153ZM166 218H168V216L166 217ZM175 218V217H174ZM244 218V217H243ZM130 219L128 220V221H130ZM134 219H132V221L134 220ZM171 219V218H170ZM169 219V220H170ZM217 219H219V218H216L215 219V221L214 222H216V220ZM165 220H167V222H168V219H165ZM172 220V219H171ZM178 220V219H177ZM52 221V220H51ZM128 221H127V223H128ZM186 221V220H185ZM206 221V220H205ZM145 222H147L146 220H145ZM144 221H143V223H145ZM156 222V221H155ZM163 222H165L164 221V219H163ZM162 222V223H163ZM167 222H165V223H167ZM213 222V223H214ZM218 222V221H217ZM110 223V222H109ZM132 222H129V226H130V224H131ZM142 223V224H143ZM161 223V224H162ZM164 223V224H165ZM169 223V222H168ZM166 224V225H169V224ZM173 223V222H172ZM172 223H170V224H172ZM219 223L221 224V222L219 221ZM227 223V222H226ZM39 224V225H38ZM45 224H47V228L45 227ZM48 224H49V226H48ZM107 224V223H106ZM156 225L155 226H159V225H157V223H155ZM160 224V223H159ZM174 224V223H173ZM235 224V223H234ZM238 224V223H237ZM258 224V223H257ZM85 225V224H84ZM121 225V224H120ZM208 225V224H207ZM209 225H212V222H211V224H209ZM223 225V224H222ZM228 225H230V223L228 224ZM86 226V225H85ZM154 226V227H155ZM161 226V225H160ZM159 226V227H160ZM174 226V225H173ZM188 226V225H187ZM249 226V225H248ZM258 226V225H257ZM87 227V226H86ZM108 227H112V226H108ZM121 227V226H120ZM131 227V226H130ZM158 227V228H159ZM163 227V226H162ZM165 227V226H164ZM163 227V228H164ZM177 227V226H176ZM232 227H233V225H232ZM117 228V227H116ZM149 228V227H148ZM214 228H216V226L214 227ZM108 229V228H107ZM112 229H113V227H112ZM111 229V230H112ZM115 229V228H114ZM151 229L152 228H150V231H151ZM180 229V228H179ZM198 229V228H197ZM110 230V231H111ZM116 230H118V229H116ZM153 230V229H152ZM154 230H156V229H154ZM167 230V228L164 230V231H166ZM171 230V229H170ZM200 230V229H199ZM219 230H222V227L219 229ZM107 231V230H106ZM149 231V230H148ZM159 231H160V229H159ZM159 231H157L158 233H159ZM161 231H162V229H161ZM173 230H171V232H172ZM175 231V230H174ZM245 231V230H244ZM93 232H95L94 231V229H93ZM90 233V234H87L88 232H86L85 233V236H86V234H87V237H88V235H89V237L91 236V237H97L98 238V236L99 237H101L100 235H102V236H104V237H101V238H104L105 239V241H106V239H107V236H106V234L104 233V231H103V233H102V231H101V233L99 234V233H97L98 231H96V234H98V236L96 235H93L94 233ZM125 232V231H124ZM144 232V231H143ZM154 232V231H153ZM167 232V231H166ZM211 232H212V230H211ZM223 232V231H222ZM237 232V231H236ZM247 232V231H246ZM250 232V231H249ZM254 232V231H253ZM108 233H110V232H108ZM120 233V232H119ZM136 234H137V232H135ZM155 233V232H154ZM164 233V232H163ZM205 233V232H204ZM210 233V232H209ZM213 233H215L214 231H213ZM227 233V232H226ZM242 233V232H241ZM93 236H92V235ZM103 234H105V235H103ZM111 234V233H110ZM132 234V233H131ZM157 234V233H156ZM155 234V235H156ZM162 234V233H161ZM170 234V233H169ZM172 234V233H171ZM126 235V234H125ZM143 235H145V234H143ZM151 235H153V234H151ZM150 235V236H151ZM160 235V234H159ZM214 235V234H213ZM250 235V234H249ZM105 236H106V238H105ZM108 236H110V235H108ZM146 236H147V234H146ZM149 236V235H148ZM198 236V235H197ZM217 236V235H216ZM221 236H223V235H221ZM240 236V235H239ZM91 237H90V239H91ZM162 237V236H161ZM165 237V239H163V241L164 240H166V236H164ZM173 237V236H172ZM226 237V236H225ZM247 237V236H246ZM91 239V240H89L88 238V241L90 242V241H93V242H96L97 241V238H96V240L95 239ZM101 238H98V241L96 242V245L95 244H90V246L92 245V246H98V247H100L99 248V250L103 247V245H99V244H97V243H99L100 241H99V239H101ZM118 238V237H117ZM120 238V237H119ZM125 238V237H124ZM142 238H144V237H142ZM142 238H140L139 237V239H142ZM148 238V237H147ZM153 238H157V237H153ZM163 238V237H162ZM162 238L160 239V240H162ZM174 238V237H173ZM219 238H220V236H219ZM73 239V240H74ZM104 239H103V242H105L104 241ZM137 239V238H136ZM145 239V238H144ZM151 239H152V237H151ZM168 239H169V237H168ZM167 239V240H168ZM172 239V238H171ZM214 239V238H213ZM248 239H250V238H248ZM247 239V240H248ZM257 239V238H256ZM109 241H110V238L108 239ZM113 242L115 241L114 240V238H112L111 239ZM117 240V239H116ZM120 240V239H119ZM134 240H135V237H134ZM146 240V239H145ZM148 240H150V239H148ZM148 240H146V242H149ZM158 240V239H157ZM166 240V241H167ZM200 239H198V241H199ZM223 240V239H222ZM221 240V241H222ZM227 240V239H226ZM225 240V241H226ZM229 240V239H228ZM263 240H264V238H263ZM75 241V243H77ZM121 241V240H120ZM138 241H140V240H138ZM143 241V240H142ZM159 241V240H158ZM166 241H164L165 243H166ZM170 241V240H169ZM175 241V240H174ZM258 241H260V240H258ZM103 242H102V244H103ZM118 242V241H117ZM117 242L115 241V243H116V245H118V248H116L117 246L115 245V243H112V245H110L109 244V246H111L110 247V249L112 248L113 249V247H114V245L116 246L115 247V249H111L112 251H114V250H116L117 249V251H119L121 248H119V246L121 247V245L123 246V248L125 247L124 245H123V242H122V244H117ZM135 242V241H134ZM156 242V241H155ZM154 242V243H155ZM79 243H80V241H79ZM82 243V242H81ZM88 243V242H87ZM91 243V242H90ZM110 243V242H109ZM119 243V242H118ZM124 243L126 244V242L124 241ZM130 243V242H129ZM151 243H153V241L151 242ZM151 244V246H153V245H158V244ZM162 243V242H161ZM178 243V242H177ZM218 243V242H217ZM254 243V242H253ZM107 244V243H106ZM114 244V245H113ZM130 244H132V242L130 243ZM130 244H126L127 246H126V248H131L132 249V247H136V246H134V243H133V246L131 247V245ZM136 244V243H135ZM143 244H144V242H143ZM146 244H148V246L150 245L149 243H145L144 245H146ZM160 244V243H159ZM163 244V243H162ZM171 244V243H170ZM169 244V245H170ZM255 244V243H254ZM257 244V243H256ZM163 245H165V244H163ZM246 245V244H245ZM258 245V244H257ZM257 245H255V246H257ZM261 245V244H260ZM78 246H79V244H78ZM91 246V247H92ZM93 247V249L94 248H96V247ZM162 246V245H161ZM177 246V245H176ZM249 246H251V245H249ZM262 246V245H261ZM261 246L259 247V248H261ZM264 246V245H263ZM106 247V248H105ZM108 246H104V250L106 249V250H108V251H110L109 250V248H107ZM138 247V248H137ZM137 251L136 250H134V248H133V251L132 250H129V252H128V250L126 249V253H129V254H132V255H134V256H137L138 255V253H140V252H138L139 250H141L142 251V253L143 254H145V252H143L144 251V249L142 250V249H140V247L138 246V244H137ZM145 247V246H144ZM159 247V246H158ZM163 247V246H162ZM166 247V246H165ZM178 248H179V245L177 246ZM252 247V246H251ZM80 248V247H79ZM148 247L146 246V248L145 249H147ZM166 248H169V247H166ZM176 248V247H175ZM246 248V247H245ZM256 248V247H255ZM86 249V248H85ZM90 250V247H88L87 248V250ZM92 249V248H91ZM139 249V250H138ZM149 249V248H148ZM155 249V248H154ZM164 249V248H163ZM185 249V248H184ZM257 249V248H256ZM102 250H103V248H102ZM106 250L104 251V253H102V252H100V253H96V254H92V255H90L89 256V261L87 260V262H84V263H82V264H137V261H138V259L139 258H133V259H130L131 257H132V255H130V256H126V254H123V256H121L122 255V251H125V250H120L119 252H121V255H115L117 252H115V254L112 252V251H110V253H109V255L106 253ZM173 250V249H172ZM177 250V249H176ZM175 250V251H176ZM178 250H180V249H178ZM76 251H78V250H76ZM84 251V250H83ZM101 251V250H100ZM131 251H132V253H131ZM164 251V250H163ZM257 251V250H256ZM263 251V250H262ZM118 252V253H119ZM79 253V252H78ZM85 253H90V251H86ZM182 253V252H181ZM83 255V253H80V254H77V255ZM112 254V255H111ZM114 254V255H113ZM128 255V254H127ZM140 255V254H139ZM85 255H83V257H84ZM141 256V255H140ZM140 256H138V257H140ZM82 257V256H81ZM82 257V258H83ZM73 258H76L75 256L73 257ZM145 258V257H144ZM137 259V261H135ZM163 259V258H162ZM247 259V258H246ZM245 259V260H246ZM157 260V259H156ZM67 262V261H66ZM66 262H64L65 264H66ZM79 262V261H78ZM81 262V261H80ZM240 262V261H239ZM139 263V262H138ZM144 263V262H143ZM245 263V262H244ZM248 264H249V262H247ZM0 264H5L3 261H0ZM140 264V263H139ZM141 264H142V262H141Z\"/></svg>",
    "mask_w": 264,
    "mask_h": 264
}]
</instances>
